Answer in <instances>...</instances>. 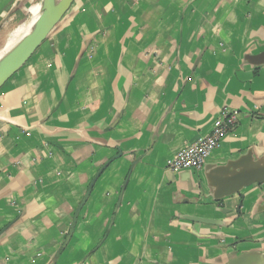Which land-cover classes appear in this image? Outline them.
<instances>
[{"label":"crops","instance_id":"obj_1","mask_svg":"<svg viewBox=\"0 0 264 264\" xmlns=\"http://www.w3.org/2000/svg\"><path fill=\"white\" fill-rule=\"evenodd\" d=\"M42 3L0 0V42ZM262 54L264 0H76L0 90V264L264 256V184L217 199L264 167ZM225 110L205 166L170 169Z\"/></svg>","mask_w":264,"mask_h":264},{"label":"water","instance_id":"obj_2","mask_svg":"<svg viewBox=\"0 0 264 264\" xmlns=\"http://www.w3.org/2000/svg\"><path fill=\"white\" fill-rule=\"evenodd\" d=\"M75 1L76 0H43L41 13L37 21L32 25L29 31L24 34V36L0 59V90L29 61L33 54L42 45L44 40L68 13ZM251 60L255 65H263L264 54L257 57H252ZM120 156L121 155H118L114 159L107 162L92 180L83 202L75 213L69 235L64 244V248L68 246L72 235L74 234L80 212L87 203L98 179L111 165V163ZM231 180L232 181H228L230 184L226 185V190L221 192L222 197L217 199H223L235 194L240 195L243 189L247 187H250L254 184H264V167L256 168L250 171H240ZM194 220L203 223H213V221L204 219ZM4 233L5 230L0 232V238ZM232 264H264V256L245 255L236 259Z\"/></svg>","mask_w":264,"mask_h":264},{"label":"built area","instance_id":"obj_3","mask_svg":"<svg viewBox=\"0 0 264 264\" xmlns=\"http://www.w3.org/2000/svg\"><path fill=\"white\" fill-rule=\"evenodd\" d=\"M238 117V111H223L215 122L213 133L205 139L181 149L169 161V168L177 173L201 170L208 158L236 126Z\"/></svg>","mask_w":264,"mask_h":264},{"label":"bare ground","instance_id":"obj_4","mask_svg":"<svg viewBox=\"0 0 264 264\" xmlns=\"http://www.w3.org/2000/svg\"><path fill=\"white\" fill-rule=\"evenodd\" d=\"M40 10H41V7L39 5L37 7H33L32 12H31L33 16H31V18L28 21H26L23 25H21L16 30L9 31L3 34L2 41L0 42V59L4 56V54L9 49H11V47H13L24 36V34H26L29 31L32 25L37 21L41 13Z\"/></svg>","mask_w":264,"mask_h":264}]
</instances>
